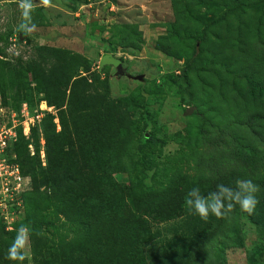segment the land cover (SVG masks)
I'll return each instance as SVG.
<instances>
[{"label": "rangeland", "instance_id": "374dc122", "mask_svg": "<svg viewBox=\"0 0 264 264\" xmlns=\"http://www.w3.org/2000/svg\"><path fill=\"white\" fill-rule=\"evenodd\" d=\"M32 20L35 30H19L17 0H0V71L6 89L5 97L0 89V132L12 134L7 162L34 156L33 146L28 152L20 146V132L29 142L37 130L39 158L46 164L41 121L53 114L59 132L58 111L38 102L26 69L49 70L66 55L82 56L91 64V73L103 82V94L121 104L136 126L126 169L115 176L133 209L145 191L162 190L182 176H200L195 154L231 122L255 120L264 137V0H51L47 7L34 0ZM104 42L109 55L101 47ZM110 59L119 60L129 76L117 75ZM121 133L119 140L129 141ZM31 187L30 180L6 232L26 221L25 195ZM0 226H5L2 220ZM42 231L52 243L80 235L53 213ZM228 236L230 245L207 264H264V238L244 216L233 222ZM160 241L172 237L163 235ZM31 244L24 250L28 260Z\"/></svg>", "mask_w": 264, "mask_h": 264}, {"label": "trees", "instance_id": "16d2710c", "mask_svg": "<svg viewBox=\"0 0 264 264\" xmlns=\"http://www.w3.org/2000/svg\"><path fill=\"white\" fill-rule=\"evenodd\" d=\"M101 47L109 55L105 42ZM50 65L49 70L33 65L26 69L33 77L38 102L58 111L61 127L58 132L53 114L47 113L41 121L46 164L39 158L38 131L32 130L29 142L20 132V146L27 152L29 146L35 148L33 157L29 153L17 162L32 184L25 195L28 212L22 224L30 229L31 259H6L17 231L6 232L2 220L0 264H207L230 245L229 230L240 216L264 238V137L256 128L257 121L236 120L230 123L232 127L218 131L195 154L200 176H182L180 182L173 180L162 190L145 191L133 209L115 178L126 169L136 130L128 121V112L103 94V82L91 73L92 66L84 57L66 55ZM4 78L0 71L2 97L6 96ZM30 96L31 103V92ZM121 131L129 141L119 140ZM255 142L263 148L258 149ZM237 179H251L260 187L252 214L237 205L227 216L210 215L205 221L185 205L191 188L198 186L207 196L220 183L235 188ZM52 213L57 218L62 215L80 235L71 241L50 242L42 227ZM178 220L177 228H169ZM163 235L172 241H160Z\"/></svg>", "mask_w": 264, "mask_h": 264}, {"label": "clouds", "instance_id": "9594fccd", "mask_svg": "<svg viewBox=\"0 0 264 264\" xmlns=\"http://www.w3.org/2000/svg\"><path fill=\"white\" fill-rule=\"evenodd\" d=\"M21 11L22 22L19 30L31 33L36 25L32 20L34 10V0H17ZM45 7L51 5V0H39ZM236 187L232 188L223 183L217 184L215 191L207 196L201 194L200 188H191L185 196V205L188 210L201 219L207 221L209 216L223 218L227 216L238 205L243 212L252 214L259 203L257 193L260 191L259 185L251 179H237ZM30 241V229L21 225L17 229L16 236L8 248L6 259L23 262L25 260L24 250Z\"/></svg>", "mask_w": 264, "mask_h": 264}, {"label": "built area", "instance_id": "2783aa9c", "mask_svg": "<svg viewBox=\"0 0 264 264\" xmlns=\"http://www.w3.org/2000/svg\"><path fill=\"white\" fill-rule=\"evenodd\" d=\"M0 134V208L4 207L0 210V220L9 225V219L12 220L13 212L20 203L17 200L30 185V179L22 174L19 164L7 162L5 158L12 134L7 132H0ZM8 207L11 212L8 211Z\"/></svg>", "mask_w": 264, "mask_h": 264}, {"label": "water", "instance_id": "95a60500", "mask_svg": "<svg viewBox=\"0 0 264 264\" xmlns=\"http://www.w3.org/2000/svg\"><path fill=\"white\" fill-rule=\"evenodd\" d=\"M109 63L116 68L117 75H119L120 77L129 76L127 74L126 70L124 69L122 63L119 60H117V59H110L109 60ZM192 112H193V109H189L188 110V114H191Z\"/></svg>", "mask_w": 264, "mask_h": 264}]
</instances>
